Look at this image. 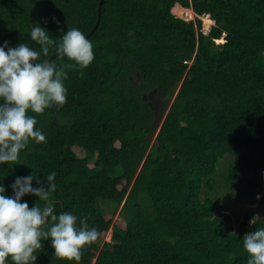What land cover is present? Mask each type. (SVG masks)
<instances>
[{
	"label": "trees",
	"instance_id": "16d2710c",
	"mask_svg": "<svg viewBox=\"0 0 264 264\" xmlns=\"http://www.w3.org/2000/svg\"><path fill=\"white\" fill-rule=\"evenodd\" d=\"M100 2L0 0V47L39 50V24L57 42L78 28L94 51L83 75L68 71L63 106L29 113L47 142L0 165L4 194L17 177L46 186L55 172V214L99 232L79 264H248L242 240L264 220L250 224L252 209L235 220L230 206L240 182L253 202L264 191V0H105L92 33ZM177 5L215 25L204 34ZM41 58L70 63L54 48ZM42 243L35 264H69Z\"/></svg>",
	"mask_w": 264,
	"mask_h": 264
},
{
	"label": "clouds",
	"instance_id": "9594fccd",
	"mask_svg": "<svg viewBox=\"0 0 264 264\" xmlns=\"http://www.w3.org/2000/svg\"><path fill=\"white\" fill-rule=\"evenodd\" d=\"M30 39L39 50L25 43L13 48L5 42L0 47V165H17L31 142H47L36 127L35 116L29 113L43 114L53 105L63 106L68 71L78 68L83 75L94 61L93 44L78 28L68 29L57 42L36 24ZM53 48L61 60L67 58L70 63L58 66L41 58ZM55 178V172L48 175L45 186L33 173L17 177L12 197L4 194L0 184V264H6L9 258L13 264H35L46 240H51L55 257L79 264L85 247L97 241L99 232L89 227L87 217L78 223L72 213L55 214L50 199L57 189ZM33 180L38 185L35 188ZM27 195L38 197V203L31 208L27 202L22 203ZM254 223L256 217L250 221ZM242 243L250 257L248 264H264V227L245 234Z\"/></svg>",
	"mask_w": 264,
	"mask_h": 264
},
{
	"label": "rangeland",
	"instance_id": "374dc122",
	"mask_svg": "<svg viewBox=\"0 0 264 264\" xmlns=\"http://www.w3.org/2000/svg\"><path fill=\"white\" fill-rule=\"evenodd\" d=\"M178 7V8H177ZM175 9H173V14L176 17H179L181 19H184L186 21H196L197 19H202L203 21V33L204 34H208L211 30V28L215 25L214 21H211L210 17H202V18H198L192 10V13L186 12L184 10H181L179 7L181 6H177ZM184 9V8H183ZM187 10V9H185ZM225 42V35L217 41V43L221 44ZM154 103H156L154 101ZM157 104V103H156ZM74 151L79 155L82 156L83 154L77 149L74 148ZM226 164H222L221 168L222 170L226 169ZM238 195L236 196V199L231 200V206H230V213H232L234 215L235 220H237L238 218H240L241 220L245 217L246 213L248 210L252 209L255 211V217L258 220H264V208L260 205V200L262 199L263 195H264V191L260 194H256L255 195V202H253V193L251 192V190H249V188H247V186L245 185L244 182H240L238 184V186H236V190ZM115 222L119 223L120 219L118 217H115L114 219ZM111 234L112 231L110 230L109 232H107L104 235V241H110L111 238Z\"/></svg>",
	"mask_w": 264,
	"mask_h": 264
},
{
	"label": "water",
	"instance_id": "95a60500",
	"mask_svg": "<svg viewBox=\"0 0 264 264\" xmlns=\"http://www.w3.org/2000/svg\"><path fill=\"white\" fill-rule=\"evenodd\" d=\"M105 0H101L100 2V7H99V15H98V21H97V25L96 27L94 28V30L92 31V33L98 28L99 26V23H100V20H101V15H102V7H103V3H104Z\"/></svg>",
	"mask_w": 264,
	"mask_h": 264
},
{
	"label": "bare ground",
	"instance_id": "6f19581e",
	"mask_svg": "<svg viewBox=\"0 0 264 264\" xmlns=\"http://www.w3.org/2000/svg\"><path fill=\"white\" fill-rule=\"evenodd\" d=\"M178 6V5H177ZM183 8V7H182Z\"/></svg>",
	"mask_w": 264,
	"mask_h": 264
}]
</instances>
